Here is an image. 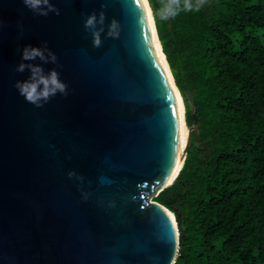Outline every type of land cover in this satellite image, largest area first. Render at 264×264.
I'll list each match as a JSON object with an SVG mask.
<instances>
[{
    "label": "water",
    "instance_id": "1",
    "mask_svg": "<svg viewBox=\"0 0 264 264\" xmlns=\"http://www.w3.org/2000/svg\"><path fill=\"white\" fill-rule=\"evenodd\" d=\"M50 2L59 15L0 0V264H175L177 221L153 198L178 175L168 183L180 149L172 84L179 89L146 11L140 0ZM101 11L94 47L83 21ZM113 19L118 38L106 35ZM45 43L56 64L21 61L25 45ZM20 62L55 68L67 95L28 103L14 87L29 76L16 71Z\"/></svg>",
    "mask_w": 264,
    "mask_h": 264
},
{
    "label": "trees",
    "instance_id": "2",
    "mask_svg": "<svg viewBox=\"0 0 264 264\" xmlns=\"http://www.w3.org/2000/svg\"><path fill=\"white\" fill-rule=\"evenodd\" d=\"M155 27L186 124L197 118L153 198L177 221L175 264H264V0H207Z\"/></svg>",
    "mask_w": 264,
    "mask_h": 264
},
{
    "label": "clouds",
    "instance_id": "3",
    "mask_svg": "<svg viewBox=\"0 0 264 264\" xmlns=\"http://www.w3.org/2000/svg\"><path fill=\"white\" fill-rule=\"evenodd\" d=\"M142 7L146 9L149 15L153 17L158 16L160 20L165 21L175 18L181 12L200 11L207 0H160V7L156 10L155 14L152 13L150 0H140ZM23 4L33 11L35 14L47 16L49 12L56 15L60 14V9L56 8L50 0H23ZM105 14L101 11L98 15L92 12L86 16L83 21L84 28L91 30L92 44L94 47H99L102 43L100 33L104 31ZM100 25V27H97ZM120 25L115 19L111 20L108 24V31L106 35L112 38H118ZM39 58L40 61L45 63H57V57L50 49L47 48L46 43L43 47H35L32 45H25L21 50V61H33ZM29 71V76L25 80H17L14 82V87L24 99L33 104L35 107H43L52 97L57 93L67 95V85L60 80L59 72L55 68L44 71L43 67L39 64L20 62L16 66V71L24 72ZM76 176V173L70 171L68 176L71 178ZM77 179L82 180V177L76 176ZM87 199V193H82Z\"/></svg>",
    "mask_w": 264,
    "mask_h": 264
},
{
    "label": "bare ground",
    "instance_id": "4",
    "mask_svg": "<svg viewBox=\"0 0 264 264\" xmlns=\"http://www.w3.org/2000/svg\"><path fill=\"white\" fill-rule=\"evenodd\" d=\"M145 3H146V0H145ZM145 11H146V23H147L148 33L150 35L152 44L156 50V54H157V56H158V58L162 64L163 68L165 69L170 80L172 81L169 66H168V63L166 61V57L161 50L160 42H159V39L156 35V30H155L154 23H153V17H152V15H149V13L146 9H145ZM157 45H159V47H157ZM172 83H173V81H172ZM172 85H173V88L175 90V96L177 98V103H178L179 132H180L179 158H178V162H177L176 167H175V170H177V167H181V165L183 163L182 158L184 155L186 139L188 136V127L186 126V123L184 120L185 119L184 118V104H183L181 95H180L179 91L177 90V88L175 87V85L174 84H172ZM185 131L187 132L186 137H185ZM171 217L173 218L172 214H171Z\"/></svg>",
    "mask_w": 264,
    "mask_h": 264
},
{
    "label": "snow or ice",
    "instance_id": "5",
    "mask_svg": "<svg viewBox=\"0 0 264 264\" xmlns=\"http://www.w3.org/2000/svg\"><path fill=\"white\" fill-rule=\"evenodd\" d=\"M157 47H159V45H157ZM187 136V132L185 131V137ZM179 171V167H177V170L175 172H172V176L171 179L168 180V183H171L172 180L175 178V176L178 174ZM169 215L171 216V213H169ZM173 223H175V220H173Z\"/></svg>",
    "mask_w": 264,
    "mask_h": 264
}]
</instances>
